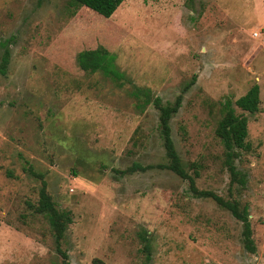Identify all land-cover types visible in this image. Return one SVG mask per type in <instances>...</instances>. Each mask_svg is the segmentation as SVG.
<instances>
[{
  "label": "rangeland",
  "instance_id": "rangeland-1",
  "mask_svg": "<svg viewBox=\"0 0 264 264\" xmlns=\"http://www.w3.org/2000/svg\"><path fill=\"white\" fill-rule=\"evenodd\" d=\"M68 0H0V264H264V0H122L108 17ZM104 47L122 78L84 72L75 54ZM258 85L259 109L234 100ZM179 104L170 135L198 190L245 206L255 246L167 163L158 111ZM246 117L233 164L214 134L222 103ZM138 104V105H137ZM148 166L132 172V164ZM67 211L53 232L34 210L40 181Z\"/></svg>",
  "mask_w": 264,
  "mask_h": 264
},
{
  "label": "trees",
  "instance_id": "trees-1",
  "mask_svg": "<svg viewBox=\"0 0 264 264\" xmlns=\"http://www.w3.org/2000/svg\"><path fill=\"white\" fill-rule=\"evenodd\" d=\"M121 2L122 0H68L67 4L73 9L84 6L102 17L108 18ZM113 60L114 56L102 46H97L93 49H83L75 54L76 64L82 71L88 73L101 71L104 75L119 80L122 78V74L115 70ZM7 62L8 50L5 48L0 59V74H4ZM139 93H142L143 96L142 105L151 103L158 111V132L162 140L164 155L167 159V163L159 166L171 170L182 179H186L190 192L196 196L210 197L216 202V204L229 211L231 216L241 224V236L244 248L248 252L254 253L255 246L251 238V229L247 218L246 207L243 206L239 208L235 200H224L210 191L198 190L194 185L193 177L185 172L180 163L170 135L169 126L170 116L178 107L179 97L174 100L173 104H162L158 97H151L149 91L146 89L140 90L136 88L132 94L137 97L139 96ZM258 104V85L255 83L252 84L243 95L234 100V105L237 108L251 114L258 111ZM246 123V117L241 114H235L229 101L222 103L221 116L216 122L214 134L220 140L224 148V164L229 172L231 182L235 181L237 183H243V175L240 174L234 166L233 157L236 155L237 149L247 150L249 148L248 143L245 142L247 134ZM147 167L148 166H141L137 163H132L126 170L132 172ZM34 210L45 216L53 232L55 250L62 259H65L66 254L60 249L59 240L62 238L66 226L71 222V219L67 211L58 210L54 207L50 196L45 190V182L43 180L40 181L37 204L34 207ZM141 239L145 241L142 247L145 253L144 264H149L150 251L147 243L148 236L146 234H141Z\"/></svg>",
  "mask_w": 264,
  "mask_h": 264
}]
</instances>
